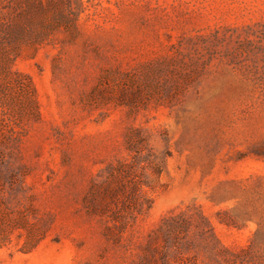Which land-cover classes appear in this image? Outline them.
Wrapping results in <instances>:
<instances>
[{"label":"rangeland","instance_id":"1","mask_svg":"<svg viewBox=\"0 0 264 264\" xmlns=\"http://www.w3.org/2000/svg\"><path fill=\"white\" fill-rule=\"evenodd\" d=\"M80 1L76 27L0 68V230L23 225L0 264H134L164 217L194 208L214 237H196L183 260L264 264V0ZM15 71L32 80L38 115ZM124 87L143 106L119 105ZM128 133L146 141L153 206L115 246L83 200L108 164L132 160ZM34 229L46 236L25 252Z\"/></svg>","mask_w":264,"mask_h":264},{"label":"trees","instance_id":"2","mask_svg":"<svg viewBox=\"0 0 264 264\" xmlns=\"http://www.w3.org/2000/svg\"><path fill=\"white\" fill-rule=\"evenodd\" d=\"M78 1L82 3L80 0H0V68L8 71L28 48L37 51L41 47L55 44L51 36L62 24L68 30L72 29L71 26L76 27L77 14L73 5ZM157 68L163 69L164 64H158ZM14 75L13 82L20 85L33 111L38 115L36 89L32 80L18 71ZM175 92L182 93L183 89L178 88ZM171 93V90L167 91L168 96ZM140 98V89L124 87L117 102L119 105L131 107L132 110L143 106ZM113 100L108 99L109 102ZM7 138L0 129V165L9 155L6 152ZM144 142L145 139L138 134L128 133L126 149L132 160H118L108 164L103 177L92 180L83 200L84 209L89 216L106 222L104 236L115 246L123 245L127 233L133 230L138 219L153 206L152 199L144 191V186L148 184L143 173L145 167L141 165L145 160L143 152L147 150ZM151 156L153 155L148 151L147 157ZM154 170L156 174L162 172L158 163H154ZM6 178L7 174L0 169V200L6 199ZM193 210V213L181 212L164 217L147 235L134 264H197L183 260L184 251L195 247L196 237H214V232L203 213L197 208ZM18 221L19 218L13 219L8 228L2 227L1 245L11 241L12 230L23 226ZM30 234L22 247L25 252L36 248L45 238L46 231L34 229ZM220 249V253L230 252L225 248Z\"/></svg>","mask_w":264,"mask_h":264}]
</instances>
